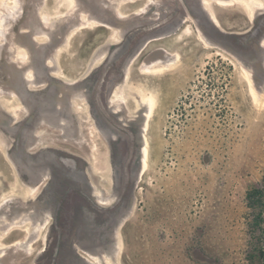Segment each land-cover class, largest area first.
<instances>
[{
  "label": "rangeland",
  "instance_id": "rangeland-1",
  "mask_svg": "<svg viewBox=\"0 0 264 264\" xmlns=\"http://www.w3.org/2000/svg\"><path fill=\"white\" fill-rule=\"evenodd\" d=\"M155 2L0 0V51L17 61L24 55L26 64L48 46L61 84L83 83L71 93L83 126L75 152L98 178L82 213L65 215L52 200L51 213L39 214L41 187L13 178L5 147L11 141L0 134V264H245V190L264 179V67L260 73L244 62L236 41L202 39L191 21L166 40L134 37ZM225 6H213L228 17L222 27L251 25ZM128 34V50L117 55L114 47ZM160 44L172 53L163 64L156 61ZM120 57L124 69L116 70L122 76L110 101L130 118L139 115L142 147L138 167L115 155L111 185L108 146L88 115L84 82L91 76V88L105 83Z\"/></svg>",
  "mask_w": 264,
  "mask_h": 264
},
{
  "label": "flooded vegetation",
  "instance_id": "flooded-vegetation-1",
  "mask_svg": "<svg viewBox=\"0 0 264 264\" xmlns=\"http://www.w3.org/2000/svg\"><path fill=\"white\" fill-rule=\"evenodd\" d=\"M206 2L208 6L205 0H156L154 8L146 9L141 17L140 22L147 25L134 37L138 35L147 40H166L180 32L184 33V28L189 30V24L186 22L191 21L202 39L209 40L212 35L217 34L224 41L233 40L240 43L238 47L244 55V62L250 63L252 68L262 73L264 0H206ZM213 4L217 7L233 6L235 9L233 18L240 24L247 21L251 25L240 31L227 30L225 24L222 27V23H226L228 17L224 12L218 14ZM212 26L218 29L219 33L210 32ZM47 47L40 49L38 51L40 54H37L36 58H30L26 64H20L5 49L0 51V101H2L0 134L11 141L10 145L5 147L13 178L27 187L37 189L41 187L34 197L40 204L36 209L37 213L50 214L52 200H60L59 205L65 215L82 213L84 211L82 206L85 205L83 197L92 199L93 182L95 184L98 182V178L89 175L86 166L79 160L81 156L75 152L81 150L79 144L81 140L77 137L82 135L83 126L71 93H77V89L83 83L72 85L64 81L68 84L64 82L61 84L55 75L51 58L46 53ZM156 50L157 63H166L172 56L162 44L158 45ZM120 62L121 57L108 67L103 79L105 83L98 85L97 81L94 88H91L88 84L93 81L91 76H88L90 80L86 79L84 82L88 115L108 146L107 164L110 169L111 185L116 181V162L113 161L115 155L123 156L126 162L132 161V165L137 164L138 167L142 147L139 137L142 135L143 123L139 115L130 118L126 108H119L110 101L116 82L122 76V73L116 70L124 69ZM30 70L33 78L27 76V71ZM36 82L44 83L43 91L38 92L30 88V84ZM8 95L14 98V102L3 103L4 96ZM20 110L23 112L22 115ZM143 114L144 112L141 115ZM42 134H46L43 139L40 138ZM60 135L64 136L63 139L59 137ZM46 139L66 144H51L45 142ZM111 191L115 202L118 198L115 197L113 188ZM9 211L16 212L17 209ZM79 257L84 258L82 255Z\"/></svg>",
  "mask_w": 264,
  "mask_h": 264
},
{
  "label": "trees",
  "instance_id": "trees-1",
  "mask_svg": "<svg viewBox=\"0 0 264 264\" xmlns=\"http://www.w3.org/2000/svg\"><path fill=\"white\" fill-rule=\"evenodd\" d=\"M247 228L245 264H264V179L245 190Z\"/></svg>",
  "mask_w": 264,
  "mask_h": 264
},
{
  "label": "water",
  "instance_id": "water-1",
  "mask_svg": "<svg viewBox=\"0 0 264 264\" xmlns=\"http://www.w3.org/2000/svg\"><path fill=\"white\" fill-rule=\"evenodd\" d=\"M130 39V34H128L120 44L114 47L113 51L116 52L117 55H121L127 49L128 42Z\"/></svg>",
  "mask_w": 264,
  "mask_h": 264
},
{
  "label": "bare ground",
  "instance_id": "bare-ground-1",
  "mask_svg": "<svg viewBox=\"0 0 264 264\" xmlns=\"http://www.w3.org/2000/svg\"><path fill=\"white\" fill-rule=\"evenodd\" d=\"M218 1H221V0H218ZM205 4H206V6H208V3L206 2V0H205ZM117 12V11H116ZM124 17V16H123ZM46 23H48V20L47 21H45L44 23H43V26L45 27V25H46ZM51 25V24H50ZM52 26V25H51ZM53 27V26H52ZM118 41V40H117ZM23 57H24V55H23ZM23 57H21V58H18V61H20L22 64H24V62H26V61H24V59H23ZM251 80V79H250Z\"/></svg>",
  "mask_w": 264,
  "mask_h": 264
}]
</instances>
